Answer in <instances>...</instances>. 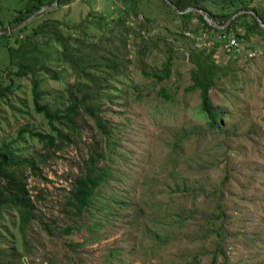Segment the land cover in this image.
Returning a JSON list of instances; mask_svg holds the SVG:
<instances>
[{
    "label": "rangeland",
    "instance_id": "1",
    "mask_svg": "<svg viewBox=\"0 0 264 264\" xmlns=\"http://www.w3.org/2000/svg\"><path fill=\"white\" fill-rule=\"evenodd\" d=\"M59 1L23 25L28 26L19 37L26 43L14 61L35 60L39 103L62 108L68 87L84 79L65 52L101 60L91 71L104 76L98 113L110 138L106 142L82 111L72 141L56 147L32 136V130L52 129L35 110L29 74L12 75L20 86L0 97V145L13 142L20 159H35L34 171L23 167L34 217L21 229L16 209L0 212V264H264V38L257 34V54L244 59L227 46L235 31H204L197 16L185 28L162 0ZM202 2L214 13L228 8L222 0ZM255 4L264 7V0ZM28 5L29 0H0V30L13 34L17 25L11 21ZM46 21L54 22L63 39L49 29L32 35ZM188 28L205 36L199 41L185 33ZM240 32L246 39L245 28ZM7 40L0 37L1 80L9 64ZM10 43L17 46L14 35ZM140 43L150 48L142 59ZM195 48L212 52L222 68L210 89L212 107L222 114L213 128L200 90L185 89L192 82L188 57ZM168 55L169 79L156 82L141 73L160 69ZM108 60L121 63L117 73L104 64ZM161 86L174 100L156 94ZM99 145L105 153L97 168L106 170L105 180L78 216L68 198L88 153ZM66 226L73 227L71 233L62 230Z\"/></svg>",
    "mask_w": 264,
    "mask_h": 264
},
{
    "label": "trees",
    "instance_id": "2",
    "mask_svg": "<svg viewBox=\"0 0 264 264\" xmlns=\"http://www.w3.org/2000/svg\"><path fill=\"white\" fill-rule=\"evenodd\" d=\"M53 0H29L30 5L26 7L24 11H21L12 21V25H18L26 20L32 13L40 9L44 5H49ZM130 4L134 0H129ZM177 7L179 11H185L190 7H197L199 9L208 12L209 15L219 24H223L234 12L240 9H251L256 11L264 20V7L255 4L256 0H222L225 6L228 8L221 13L210 12L202 3V0H169ZM69 0H60L59 6L69 5ZM162 2L169 7L168 10L176 17L181 18L183 25L192 21L193 17H198L202 23L204 31H214L219 35L226 36L230 31H235L236 36H239V32L235 30L236 24L242 19H251L250 22H240L241 28H245V32L242 34L247 37V33L255 32L264 38V29L260 26L258 20L254 15L250 13H243L238 15L225 29H216L209 25L199 13L178 14L176 10L168 6L164 0ZM134 4V3H133ZM134 6V5H133ZM131 9H134L133 7ZM1 12V6H0ZM103 20V19H102ZM26 26L18 27L12 34L5 33L0 37H7V44L4 46L8 50L9 64L4 68L5 77L0 79V97H8L17 89L20 84L16 83L14 76H24L29 74L32 82L33 99L35 110L38 113H42L43 117L50 124L52 133H43L39 130H32L31 135L36 136L40 141L47 145L59 147L64 142H70L75 136V131L78 130V116L80 112L86 113L94 120L95 126L99 129L100 133L106 136L105 141L108 142L110 138V130L108 129V123L98 113V108L101 103L102 81L104 76L98 73H94L92 68L100 67L103 63L98 60L94 55L89 54H77L75 51L68 50L65 52V57L79 67L80 72L83 74V80H78L74 85H70L68 105L59 107H50L47 104H40V96L37 93V87L39 85V79L37 77V71L40 66H35L36 61L29 59V61L20 60L14 61L15 51L22 48L26 39L19 37V33L23 32ZM186 26L185 28H187ZM45 29H49L48 33L56 36L58 40L63 39L59 34L57 26L53 21H46L45 23L38 25L36 29L32 30L33 36H41ZM6 28L0 30L5 31ZM14 35V42L17 46H13L10 43ZM186 36V35H185ZM188 37V36H186ZM241 37V36H240ZM190 38V37H188ZM195 40V39H194ZM196 41V40H195ZM1 47V45H0ZM65 49L66 46L64 47ZM231 50V49H230ZM150 51V48L143 46L140 43L137 46V57L142 59ZM212 52H203L198 48L193 49L189 53L188 61L193 66L191 78L192 82L185 87L187 91L200 90L201 96V108L205 113L208 120L209 127L213 128L221 120L222 114L216 111L212 107V101L210 97V89L215 88L217 81L220 79V73L222 68L213 60ZM81 62V64L79 63ZM113 72H118L121 68V63L117 64L114 61H106L104 63ZM172 59L170 55L166 61L161 65L160 69H150L148 71H142L141 73L145 77H151L156 82H163L169 79L172 75ZM15 66L16 70L12 73L11 68ZM46 72L57 78L51 69L44 67ZM156 94L166 100H174V96L169 92L166 86L158 88ZM105 153V147L99 145L94 150L88 153L87 160L84 161V171L80 174L74 185L68 198L74 208V213L80 216L85 210H87L92 202V197L95 194L98 187L101 186L105 180L106 170L98 169L97 163L101 160ZM47 154L43 158L46 157ZM41 156V155H40ZM28 166L32 171L36 169V162L34 157L26 159H20L19 153L16 150V146L13 142L0 145V212L4 209H16L20 217V228L23 229L26 224L34 217V204L31 201L29 190L27 188L26 178L23 173V167ZM65 233H71L72 226H66L62 229Z\"/></svg>",
    "mask_w": 264,
    "mask_h": 264
},
{
    "label": "water",
    "instance_id": "3",
    "mask_svg": "<svg viewBox=\"0 0 264 264\" xmlns=\"http://www.w3.org/2000/svg\"><path fill=\"white\" fill-rule=\"evenodd\" d=\"M59 0H54L52 4L49 5H44L34 13H32L26 20H24L22 23L18 24L16 27L11 28L10 30H13L14 28L21 27L25 25L26 23L30 22L34 18H36L38 15L41 13L45 12L46 10H50L54 8L58 4ZM165 2L174 10H176L179 14H188V13H199L202 15L203 19L211 26H213L216 29H225L229 24L235 19L238 15L243 14V13H250L251 15H254L255 18L258 20L260 26L264 29V20L262 17L254 10L251 9H240L236 12H234L223 24L217 23L210 15L208 12H205L202 9H199L197 7H190L186 9L185 11H179L177 7L172 3V1L165 0ZM9 30L5 31H0V34L7 33Z\"/></svg>",
    "mask_w": 264,
    "mask_h": 264
},
{
    "label": "built area",
    "instance_id": "4",
    "mask_svg": "<svg viewBox=\"0 0 264 264\" xmlns=\"http://www.w3.org/2000/svg\"><path fill=\"white\" fill-rule=\"evenodd\" d=\"M185 33L189 36L195 37L199 41L205 36L204 31L200 33L191 28L186 29ZM227 46L237 55V57H244V59L254 58L257 54L256 51L247 49L245 39L240 36L229 35L227 38Z\"/></svg>",
    "mask_w": 264,
    "mask_h": 264
},
{
    "label": "crops",
    "instance_id": "5",
    "mask_svg": "<svg viewBox=\"0 0 264 264\" xmlns=\"http://www.w3.org/2000/svg\"><path fill=\"white\" fill-rule=\"evenodd\" d=\"M235 30L238 31L239 33H242L240 31H242L243 29L239 25H237L236 28H235ZM258 36L259 35H257V33H255V32H250L249 31L247 33V37H246L245 41H247V49L248 50L256 51L254 49V46L253 45L256 43V41L254 39H257V42L261 41ZM251 39H253V40H251Z\"/></svg>",
    "mask_w": 264,
    "mask_h": 264
}]
</instances>
